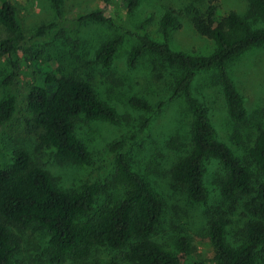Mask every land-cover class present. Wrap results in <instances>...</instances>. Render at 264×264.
I'll return each mask as SVG.
<instances>
[{"label":"rangeland","instance_id":"rangeland-1","mask_svg":"<svg viewBox=\"0 0 264 264\" xmlns=\"http://www.w3.org/2000/svg\"><path fill=\"white\" fill-rule=\"evenodd\" d=\"M10 1L17 9L21 31L11 33L0 25V41L17 37L12 53L0 56V100L14 95L17 108L11 121L0 124V169L13 162L15 149L24 148L51 173L60 188L72 191L87 182L110 179L116 155L122 152L164 200V216L154 239L167 250L176 251V241L188 236L195 257L203 264H213L215 251L207 229L209 221L218 215L230 221L228 240L233 245L243 243L249 219L245 203L250 197L237 194L226 199L222 195L226 172L218 159L209 157L204 163V202L191 200L171 176L174 164L192 148V110L184 95H174L182 71L151 52H144L135 65L130 62L131 50L139 44L140 35L147 33L162 40L159 22L168 8L177 12L181 23L171 32L172 47L195 56L210 54L215 42L195 30L192 16L196 10L204 13L211 0H142L132 12L123 0H64L60 14L50 0ZM218 1L223 10L235 9L245 17L249 15L246 0ZM99 10L113 23L81 18ZM41 27L45 29L40 31ZM118 36H122V42L111 64L105 66L96 58V51ZM227 69L247 110L245 121L230 117L218 68L196 71L192 95L207 110L215 138L252 169L257 187L264 182V175L252 162L249 149L264 127V46L245 51L231 60ZM78 79L88 81L121 116L119 123L84 117L77 120L76 134L91 153L89 164L63 163L54 149L36 151L39 129L27 108L30 89L41 80L53 85ZM116 144L117 149L113 148ZM125 191L120 185L110 188L97 197L96 208L118 200ZM10 230L18 241L15 259L19 264H106L113 254L96 244L84 261L68 255L53 263V246L45 228L10 225ZM258 264H264V259L260 258Z\"/></svg>","mask_w":264,"mask_h":264},{"label":"trees","instance_id":"trees-1","mask_svg":"<svg viewBox=\"0 0 264 264\" xmlns=\"http://www.w3.org/2000/svg\"><path fill=\"white\" fill-rule=\"evenodd\" d=\"M50 1L60 14L64 0ZM123 1L132 12L142 0ZM246 1L249 5L246 17L235 9L223 10L218 0H211L204 13L194 12L192 24L195 30L215 42L210 54L195 56L172 47L171 32L181 25L172 8L165 10L159 22L162 40L144 33L130 53L132 65L144 52H151L182 71L175 83L174 95H184L192 110V148L172 167L173 180L182 186L191 200L206 201L204 163L207 158L214 157L226 172L221 183L222 195L226 199L237 194L250 197L245 203L249 219L243 243L233 245L228 240L230 221L226 216L218 215L209 221L207 230L215 251L213 264H258L260 258L264 259V182L256 187L255 175L249 165L238 159L227 144L215 138L207 110L191 91L196 71L218 68L230 117L237 122L246 120L242 96L227 69L228 63L245 51L264 46V0ZM81 18L113 23L103 10ZM0 25L11 33L21 31L17 9L10 0H0ZM16 40L17 37L1 40L0 56L11 54ZM121 42L122 36L104 42L96 51V58L105 66L110 65ZM13 65L17 66L16 63ZM16 108V96L0 100V124L11 121ZM27 108L39 129L36 151L54 149L63 163L89 164L91 161L87 145L76 134V122L80 117L113 123L121 121L117 108L102 100L93 86L81 79L53 85L41 80L31 87ZM117 146L113 148L117 149ZM249 155L264 175V127L260 128ZM13 156V162L0 169V264H19L15 259L18 241L10 225L33 224L49 232L53 263L61 262L68 255L84 261L99 244L113 252L106 264H203L195 257L188 236L176 241V251L167 250L154 239L164 216V200L133 168L124 153H117L110 179L87 182L72 191L60 188L51 173L36 163L27 149H15ZM118 185L125 188L124 196L97 209V197Z\"/></svg>","mask_w":264,"mask_h":264}]
</instances>
